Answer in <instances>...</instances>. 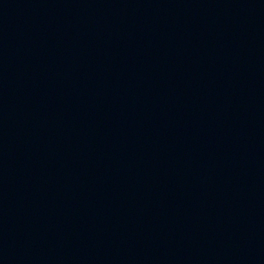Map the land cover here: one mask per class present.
Returning a JSON list of instances; mask_svg holds the SVG:
<instances>
[{"label": "water", "instance_id": "obj_1", "mask_svg": "<svg viewBox=\"0 0 264 264\" xmlns=\"http://www.w3.org/2000/svg\"><path fill=\"white\" fill-rule=\"evenodd\" d=\"M0 264H264V0H0Z\"/></svg>", "mask_w": 264, "mask_h": 264}]
</instances>
